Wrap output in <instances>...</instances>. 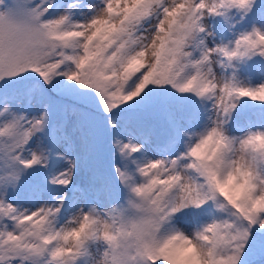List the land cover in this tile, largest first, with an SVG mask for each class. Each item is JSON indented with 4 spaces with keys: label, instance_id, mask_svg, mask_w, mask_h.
Returning <instances> with one entry per match:
<instances>
[{
    "label": "snow or ice",
    "instance_id": "1",
    "mask_svg": "<svg viewBox=\"0 0 264 264\" xmlns=\"http://www.w3.org/2000/svg\"><path fill=\"white\" fill-rule=\"evenodd\" d=\"M0 264H264V0H0Z\"/></svg>",
    "mask_w": 264,
    "mask_h": 264
}]
</instances>
